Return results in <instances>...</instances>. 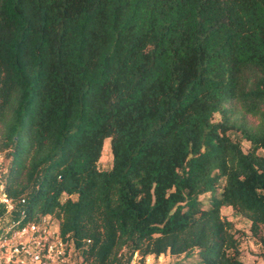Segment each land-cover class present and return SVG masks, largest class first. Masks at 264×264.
<instances>
[{
	"label": "trees",
	"instance_id": "16d2710c",
	"mask_svg": "<svg viewBox=\"0 0 264 264\" xmlns=\"http://www.w3.org/2000/svg\"><path fill=\"white\" fill-rule=\"evenodd\" d=\"M0 156L8 215L58 218L76 264H246L223 208L264 243V0H0Z\"/></svg>",
	"mask_w": 264,
	"mask_h": 264
},
{
	"label": "built area",
	"instance_id": "2783aa9c",
	"mask_svg": "<svg viewBox=\"0 0 264 264\" xmlns=\"http://www.w3.org/2000/svg\"><path fill=\"white\" fill-rule=\"evenodd\" d=\"M0 203L5 207V213L0 215V264H76L67 236L59 231L58 218L47 214L22 220L23 210L18 216L8 215L15 205L1 180ZM130 264H136L135 260Z\"/></svg>",
	"mask_w": 264,
	"mask_h": 264
},
{
	"label": "rangeland",
	"instance_id": "374dc122",
	"mask_svg": "<svg viewBox=\"0 0 264 264\" xmlns=\"http://www.w3.org/2000/svg\"><path fill=\"white\" fill-rule=\"evenodd\" d=\"M2 157L3 156H1V158ZM99 163L101 167H109L112 164V152L110 148L109 138H106L104 142V147ZM223 214L226 217L233 219L236 222L237 226L244 232V236L242 239L243 260L247 264H264V258L262 255L264 253V243L259 242L250 235V232L248 230V222L245 219L236 216L232 212V209L230 207H224ZM134 260L136 264H171L173 258L168 254H162L158 257H155L154 255H148L142 261L141 256L137 253L135 254Z\"/></svg>",
	"mask_w": 264,
	"mask_h": 264
},
{
	"label": "crops",
	"instance_id": "0c3cea01",
	"mask_svg": "<svg viewBox=\"0 0 264 264\" xmlns=\"http://www.w3.org/2000/svg\"><path fill=\"white\" fill-rule=\"evenodd\" d=\"M246 263V262H245ZM247 264V263H246ZM254 264H256V263H254Z\"/></svg>",
	"mask_w": 264,
	"mask_h": 264
}]
</instances>
